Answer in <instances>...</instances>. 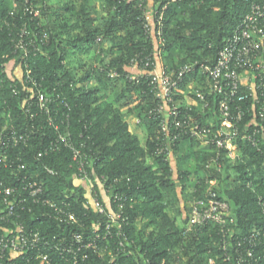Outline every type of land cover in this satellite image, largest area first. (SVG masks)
<instances>
[{
  "label": "trees",
  "instance_id": "trees-1",
  "mask_svg": "<svg viewBox=\"0 0 264 264\" xmlns=\"http://www.w3.org/2000/svg\"><path fill=\"white\" fill-rule=\"evenodd\" d=\"M59 1H65L64 6L54 10L49 0H0V130L5 125H14L23 132L28 128V143L11 148L10 156H20L33 175L44 182V196L69 208L79 219L72 224L60 222L49 207L31 204L32 212L28 218L27 214L23 217L27 226L41 233L66 235L88 231L95 222H106V217L88 203L89 189L76 183L77 165L87 158L94 189L102 194L97 177L104 182L114 208V195L124 196L125 213L131 218L124 229L136 240L140 252L135 250L129 256L114 252L119 264H209L211 258L217 264H235L223 260L224 240L213 222L194 225L191 221V202L205 198L210 181L219 176L206 168L208 147L184 135L176 143L172 159L157 153L163 135L160 120L152 113L157 104L155 95L149 79L130 78L131 59L154 49L143 23L145 5H140L150 0H102L104 15L98 11V0H81L80 7L78 0ZM252 1L170 0L164 19L166 42L161 47L165 71L197 60L214 63ZM33 8L40 10V15L32 13ZM24 25L30 30L26 40L47 34L48 43L40 51L31 49L29 55L19 57L12 54L13 39ZM92 51L95 63L88 66L83 54ZM23 63L28 64L32 79L27 84L21 80L22 75L24 81L27 79ZM17 66H21L19 72ZM112 71L118 75L112 76ZM204 79L200 71L188 75L176 98L182 103L188 85L196 82L197 90H201ZM111 83L112 91L108 92ZM38 90L50 97L48 113L36 103ZM207 98L211 109L200 110L195 105L190 109L182 104L181 110L204 122L217 111L216 97ZM131 115L144 125L145 143L130 128ZM55 124L66 135V141L61 142L60 149L39 156L57 137ZM250 127L244 125L241 134ZM237 144V158H224L225 168L219 179L225 185L219 193L230 199L235 234L247 235L263 221L259 197L264 198V135L258 147L243 140ZM198 148L207 150L201 159ZM76 150L82 154L78 161L73 158ZM175 172L183 193L187 184L194 189L188 194L190 204L185 202L184 207L180 197H167L168 191L179 185ZM18 175L24 173L16 168L0 171V178L5 180ZM182 196L187 201L186 194ZM110 258L94 257L91 264H109ZM5 264L12 262L7 259ZM17 264L39 263L20 259ZM53 264L68 263L56 256Z\"/></svg>",
  "mask_w": 264,
  "mask_h": 264
},
{
  "label": "built area",
  "instance_id": "built-area-1",
  "mask_svg": "<svg viewBox=\"0 0 264 264\" xmlns=\"http://www.w3.org/2000/svg\"><path fill=\"white\" fill-rule=\"evenodd\" d=\"M162 1L164 0L140 3L141 6L145 5L143 23L154 49L150 52L146 50L145 56L139 54L131 59L130 78L149 79V85L155 95L157 104L152 113L159 118L163 135V143L158 146L156 152L164 154L166 159H172L174 147L182 136L195 137L202 145L208 147L206 168L214 170L220 176L225 168L224 158L229 161L237 158L238 140L258 147L264 135V0L252 1L249 11L224 41L214 63L197 60L168 71H165L162 63L161 47L166 42L164 19L170 0H165L163 5L159 4ZM31 12L40 15L38 9L33 8ZM19 29L17 39H13L12 54L15 56L29 55L31 49L40 51L42 46L48 43L47 34L26 40L30 30L26 25ZM98 40H101V37ZM24 65L27 79L24 81L22 75L21 80L27 84L32 79L28 64ZM15 69L19 72L21 66ZM196 71H200L205 79L201 82L202 88L195 99L202 100L203 109H211V101L207 98L209 95H214L217 99L216 114L214 112L204 122L191 112L183 113L181 110L182 104L191 109L193 105H197L196 101L181 103L176 98L185 78ZM111 75L116 76L118 72L112 71ZM50 102V97L45 92L37 91L36 103L41 111L48 113ZM50 123L53 124L52 120ZM244 125L251 127L241 134ZM55 129L58 131L57 137L39 156L48 155L60 149L61 142L65 143L66 135L59 132L60 127L57 124ZM29 138L28 128L23 132L14 125H5L0 130V171L4 168H16L18 173H24L23 176L18 175L8 180L0 178V264H5L7 259L12 264H17L20 259L27 262L37 260L39 264H53L56 256L68 264H91L94 257L104 260L109 256V264H119L114 252L116 255L123 253L126 256L135 254V250L139 253L136 240L124 229L125 224L130 225L131 220L125 213L124 196L118 193L114 195V201L117 202V208H114L110 204L112 199L110 200L107 194L104 182L97 177L96 181L102 188V194L94 189L92 177L86 167L87 158L78 163L76 180L78 185L83 184L89 189L88 203L97 213L106 217V222L103 225L95 222L90 229H86L88 231H71L66 235L57 232L41 233L39 229L27 226L23 217L27 214L25 217L28 218V214L32 212L31 204L49 207L57 221L67 224L79 222L69 208L66 209L60 203L44 196V182L38 178L39 175H33L29 165L20 156H10L11 148L15 149L28 143ZM81 157L82 154L76 150L74 160L78 161ZM219 176L210 181L205 198H195L191 202L192 224L204 225L213 222L218 227V234L224 240L221 248L224 249L225 262L264 264V198L259 197L263 215L261 226L254 227L247 235L235 234L236 231L231 226L235 218L230 201L219 193ZM248 185L250 186V183ZM111 243L113 246H110ZM258 248H261V253H258ZM99 264H104V261ZM209 264L217 262L211 258Z\"/></svg>",
  "mask_w": 264,
  "mask_h": 264
},
{
  "label": "rangeland",
  "instance_id": "rangeland-1",
  "mask_svg": "<svg viewBox=\"0 0 264 264\" xmlns=\"http://www.w3.org/2000/svg\"><path fill=\"white\" fill-rule=\"evenodd\" d=\"M64 3H65V1H61L60 2L59 0H49V4L51 5V7L54 8V10L63 7L64 6ZM76 3L78 5V7H80V5H81L82 2H81V0H78ZM97 8H98V11L100 12V15H104L105 14L106 9L104 8V4H103V1L102 0H98V2H97ZM109 42L110 41H108V45H110ZM83 56L88 61V66H91L93 63H95L94 62L95 61V52L94 51L88 52V53H84ZM112 87H113V83H111V85L108 87L107 91L108 92L112 91ZM198 91L199 90L196 89V83L195 82H192L187 87V93H186V95L188 96L190 102L196 101V104H197L196 106L200 110H202L203 109L202 100L201 99L200 100H196L195 99V96L198 95ZM184 99H186V98H184ZM128 121L130 123V128L134 132L138 133L139 136L142 139V142L145 143L146 142V138H147L146 129H145L144 125H142L140 123V119L137 116H135V115H131V116H128ZM201 149L202 148H198V150H199L198 158L199 159H201L204 155L207 154V150L206 149H205L206 151H203V152H202ZM149 162H152L153 163V159L152 158H149ZM179 165L180 166H183L184 163L183 162H179ZM177 175H178L177 172H175V179H176V181H178V184L179 185H177L176 188L170 189L168 191V193H167V197L168 198L169 197H175V198H177V197L179 198L180 197V199L182 200V203H184V204H182V206L184 207L185 206V202H186V205H189L190 204L189 203L190 196L188 194L191 193V191L193 192L194 189L192 188V186L190 184H187L185 186L186 188L184 189V193H183L181 191L182 190L181 189L182 186H181V184L179 182V179H178V176ZM76 183L79 184V182L77 180H76ZM224 185H225V182H224ZM221 187H222V184H221ZM183 194H186L187 201H185L184 198H182L183 197L182 196ZM185 258L187 259V257H185Z\"/></svg>",
  "mask_w": 264,
  "mask_h": 264
},
{
  "label": "crops",
  "instance_id": "crops-1",
  "mask_svg": "<svg viewBox=\"0 0 264 264\" xmlns=\"http://www.w3.org/2000/svg\"><path fill=\"white\" fill-rule=\"evenodd\" d=\"M184 98H186V99H184L185 101H183L184 103L186 102V103H188V102H190V100H189V98H188V96L187 95H184ZM187 100V101H186ZM223 175V174H222ZM221 184H222V186H224V182H221Z\"/></svg>",
  "mask_w": 264,
  "mask_h": 264
},
{
  "label": "clouds",
  "instance_id": "clouds-1",
  "mask_svg": "<svg viewBox=\"0 0 264 264\" xmlns=\"http://www.w3.org/2000/svg\"><path fill=\"white\" fill-rule=\"evenodd\" d=\"M221 184V183H220ZM228 198V197H227ZM228 200L230 201V199L228 198ZM230 204H231V202H230ZM231 210H232V208H231Z\"/></svg>",
  "mask_w": 264,
  "mask_h": 264
}]
</instances>
